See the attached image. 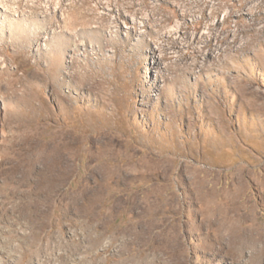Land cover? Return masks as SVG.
Wrapping results in <instances>:
<instances>
[{"label": "rangeland", "instance_id": "rangeland-1", "mask_svg": "<svg viewBox=\"0 0 264 264\" xmlns=\"http://www.w3.org/2000/svg\"><path fill=\"white\" fill-rule=\"evenodd\" d=\"M0 264H264V0H0Z\"/></svg>", "mask_w": 264, "mask_h": 264}]
</instances>
